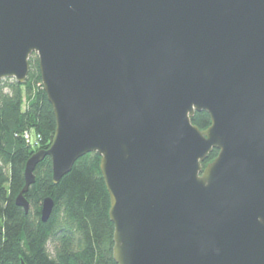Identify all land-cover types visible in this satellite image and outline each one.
<instances>
[{
    "label": "water",
    "instance_id": "1",
    "mask_svg": "<svg viewBox=\"0 0 264 264\" xmlns=\"http://www.w3.org/2000/svg\"><path fill=\"white\" fill-rule=\"evenodd\" d=\"M32 53L55 130L17 205L96 152L117 264H264V0H0V80Z\"/></svg>",
    "mask_w": 264,
    "mask_h": 264
},
{
    "label": "trees",
    "instance_id": "2",
    "mask_svg": "<svg viewBox=\"0 0 264 264\" xmlns=\"http://www.w3.org/2000/svg\"><path fill=\"white\" fill-rule=\"evenodd\" d=\"M40 82L35 53L29 57L25 82L0 80V264H117L112 256L109 195L96 152L78 158L58 183L52 181L46 156L36 165L35 180L24 193L28 210L15 203L24 185L26 160L50 145L55 130L52 106L37 85ZM191 122L204 129L210 116L196 111ZM217 152L213 149L203 166ZM45 197L52 198L53 206L43 221Z\"/></svg>",
    "mask_w": 264,
    "mask_h": 264
},
{
    "label": "rangeland",
    "instance_id": "3",
    "mask_svg": "<svg viewBox=\"0 0 264 264\" xmlns=\"http://www.w3.org/2000/svg\"><path fill=\"white\" fill-rule=\"evenodd\" d=\"M37 85H38V86H39V85H41V86H42V84H41V83H40V84H37Z\"/></svg>",
    "mask_w": 264,
    "mask_h": 264
},
{
    "label": "built area",
    "instance_id": "4",
    "mask_svg": "<svg viewBox=\"0 0 264 264\" xmlns=\"http://www.w3.org/2000/svg\"><path fill=\"white\" fill-rule=\"evenodd\" d=\"M40 83H41V82H40ZM40 83H39V84H40ZM26 137H28V135H27V134H26Z\"/></svg>",
    "mask_w": 264,
    "mask_h": 264
}]
</instances>
